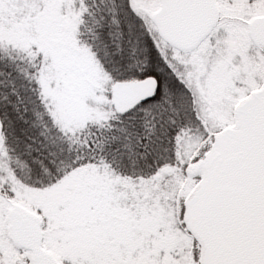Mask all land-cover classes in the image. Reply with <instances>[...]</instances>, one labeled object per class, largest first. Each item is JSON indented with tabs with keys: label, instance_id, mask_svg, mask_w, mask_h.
I'll list each match as a JSON object with an SVG mask.
<instances>
[{
	"label": "snow or ice",
	"instance_id": "snow-or-ice-1",
	"mask_svg": "<svg viewBox=\"0 0 264 264\" xmlns=\"http://www.w3.org/2000/svg\"><path fill=\"white\" fill-rule=\"evenodd\" d=\"M0 264H264V0H0Z\"/></svg>",
	"mask_w": 264,
	"mask_h": 264
}]
</instances>
